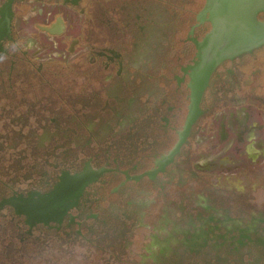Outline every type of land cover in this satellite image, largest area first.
I'll list each match as a JSON object with an SVG mask.
<instances>
[{"label":"flooded vegetation","instance_id":"af4514ba","mask_svg":"<svg viewBox=\"0 0 264 264\" xmlns=\"http://www.w3.org/2000/svg\"><path fill=\"white\" fill-rule=\"evenodd\" d=\"M206 4L0 0V264H264V46Z\"/></svg>","mask_w":264,"mask_h":264},{"label":"water","instance_id":"95a60500","mask_svg":"<svg viewBox=\"0 0 264 264\" xmlns=\"http://www.w3.org/2000/svg\"><path fill=\"white\" fill-rule=\"evenodd\" d=\"M206 10L214 28L205 47L217 62L264 46V22L257 20L259 14H264V0H207ZM38 206H25L18 212L35 220L44 219Z\"/></svg>","mask_w":264,"mask_h":264}]
</instances>
